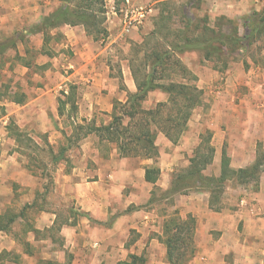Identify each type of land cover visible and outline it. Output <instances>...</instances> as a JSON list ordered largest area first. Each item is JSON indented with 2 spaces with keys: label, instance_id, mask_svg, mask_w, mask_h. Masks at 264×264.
<instances>
[{
  "label": "rangeland",
  "instance_id": "rangeland-1",
  "mask_svg": "<svg viewBox=\"0 0 264 264\" xmlns=\"http://www.w3.org/2000/svg\"><path fill=\"white\" fill-rule=\"evenodd\" d=\"M43 1L44 0H40L42 6L45 5ZM242 1L243 0H213V5L219 4L216 6L217 8L219 6V9L222 8L221 5L231 4L232 8H235L234 5L237 6L238 3L240 7L247 3L246 8L249 12H244L237 16L235 15V17H229L218 11H211V0H193L191 4L187 3L186 0H136V2H133V4L135 3L134 5L145 7L152 5L154 16L149 15L137 29L128 33H123L121 26H119L120 28L117 34L113 36L119 35L120 37L112 41V38H108L110 32L106 29L107 24L104 15L105 20L102 27H105L106 34L103 37L99 36L97 38L92 35L95 43L107 47V49L98 56L99 61H101V64L104 63L110 67L111 74L118 80L116 86L122 91V95L126 92L121 80L122 67H125L127 70L130 68V65L133 64V70L137 73L141 71V76H139V78H142L143 73H145L143 71L145 68H141V61L145 58L144 54H148V51L151 50L154 45L158 44L160 47L165 46L167 48V46L177 43V45L183 46V42L177 40L174 36L165 37V32L168 30L173 33L180 32L181 30L185 31V35L190 38L187 43L189 46L194 43V38H197L199 31L194 29V23L195 20L198 19L203 24L202 20L206 18L208 26H212L216 30L220 28L222 32L228 33L229 35H243L246 32L243 25V17L252 10H261L264 7V0H246L240 4ZM106 2L108 1L105 0V7L107 5ZM185 3V12L192 18L191 25L188 29L184 27L185 23L181 11L184 9ZM58 5L59 2L55 0L52 8L55 9ZM240 7H238L239 11ZM104 10L106 11V8ZM161 11H163L162 14L164 16H169L168 21L165 20V25L167 27L166 31H163L160 36H152L151 31L153 30L154 21ZM62 27L57 31L51 32V40L46 45L47 51L51 53L50 55L42 53L40 47L35 48L34 42L41 38L40 34H28L30 36L25 37V39L30 41L31 45L26 46L29 51L22 59H16L17 57L14 51H9L0 58V96L1 99L7 100L5 103L10 104L15 92L19 94L18 96H20V93H25L28 97V95L34 94L33 88L37 86L44 87L45 83L50 81L54 83L52 82V77L49 79V77L46 76L44 72L46 71L45 67L32 65L30 70L26 72L20 63L29 62L32 64L36 61L37 63H42L48 59L49 61L47 62H49L48 65L50 66V62H56L58 64L62 58H66L67 61L73 59L72 57L74 56L71 51L64 48V44L66 43L65 37L60 38V41L56 42V35H53L54 32L63 34L61 30ZM132 32H134L137 37H133ZM17 34H22L21 29L13 32V35ZM143 41H145V43H142ZM187 45L185 46L187 47ZM189 46L183 52L176 53L169 58L170 67L166 69L164 73L158 71L153 75V80L157 83L167 84L173 80L175 82L193 84L201 92L199 94V102L192 110L184 132H182L178 141L167 149V153L162 158H158L155 163V166L159 167V169L163 158H165L163 160H166L165 163L169 164L167 166L169 170L166 171V169H164L163 175L162 173L159 174L155 185L149 183V194L153 191V197L156 200L148 202L149 196L145 202L139 203L138 205L131 204L126 207V210L117 209L115 213L118 214L128 210L144 209L154 216L146 227V229L149 230L146 232L147 236H149V238H154L153 243L145 245L143 249L138 248L137 245L136 252L128 253L142 255L145 259V264H168L165 246L161 241L162 232L158 234L154 228L161 227L164 221L174 216H179L182 219L187 218L188 215L193 217L191 213H186V210L191 204L188 197L191 195L194 196L195 189L177 195L170 201L169 199H161L160 191L156 188H162L161 185L165 184L162 189H166L170 185L173 173H185V170L189 169V160L194 157V149L200 144L201 140L205 139L202 142L201 151H204L205 143L208 146L211 145L214 149L211 163L203 170L205 176H218L220 172V158L223 150L229 157L231 168L237 169L241 166L246 167L253 162L248 161V158L247 161L245 160L246 162L238 161L236 152L237 144H240L241 141H245L247 144V140L246 137L242 138L243 133L239 122L237 118L231 114H235L236 112L231 108L227 109V106L234 107V105H238L240 98L256 89L255 84L251 83L250 80L255 81L258 78L262 80L264 76L262 70L264 69V32L262 35H259L258 39L249 42L243 52L230 53L226 68H223V64L220 62L215 63L211 60H205L204 53L198 51V49L195 50L193 46ZM181 65H184L188 69V75L182 72L183 68ZM257 68L259 69L257 70ZM57 73L58 75L55 79L59 82L61 80L60 83H62L63 80L59 75V71ZM63 75H65V73H63ZM193 78H195L194 81L192 80ZM72 82H66L65 85L62 84L61 88L57 89V92L60 94L58 99L60 98L61 115L58 123H61L63 129L59 130L55 136L56 138H52V154H49L47 146L48 138H51L50 134L38 132L35 126H31L30 130L18 133L14 127L16 123L10 125V134H4V130L0 123V137L2 138L0 152L5 154L17 152L19 154L18 160L21 161V167L25 171V177L21 180L22 184L18 183L16 187H13L12 198L8 203H5V207L0 211V214L5 213L18 216L14 222L8 225L7 230L0 231V264H9L10 262H16V260L17 262L20 260L28 262V258L21 259L22 253L25 252L29 253L30 262L32 264L33 262L34 264H47V261L53 264H72L73 253L72 251L69 252L68 249L64 247V238L60 234L62 226L68 223L77 224L81 221L83 223L82 226L87 229L88 225L91 224L89 222H98L92 218H87L90 220L88 223L82 221L85 219V214L77 210L78 206L75 201L76 199L71 197L70 191L67 188L62 190L63 188L58 183V178L62 173L70 171L73 166L79 165L77 160L80 153H78L77 150H82V148L79 147V142L82 141L84 137L92 134L89 133L88 128L96 126L95 123L100 126L107 125L111 121L112 115L110 119H107V117L103 115H96L93 119L87 120L85 123L82 121L74 123L71 117L76 115L75 102L79 101L78 98H80L81 93L80 90L77 89V85L72 84ZM64 91H67L69 94V97L65 100L61 99ZM190 94L194 99V91ZM231 94L234 95L231 102L228 103V101L223 100L225 95L230 96ZM132 102L134 105L128 109L127 107H123L124 105L122 106V104L124 103L120 101L121 105H117L115 108L116 115H118V117H123L125 124L134 125L141 117L138 114L140 109L153 110L157 112L158 115L156 116V121H153L155 124L150 125V130L156 131V135L162 134L159 128H161V126L165 127V120L167 118H172L176 111V107L171 102L169 96L160 90L149 92L144 100H133ZM160 104L162 105L160 106ZM223 105L226 110H222ZM10 107L11 105H8L7 109H10ZM69 108H71V110ZM180 111H184L183 108H181ZM217 111H221L219 118L216 116ZM258 117L259 121H262L260 129L263 130H259L255 134L256 137H259L255 139V155L259 150H264V113L260 112V116ZM140 124H138V126ZM140 126H143V124ZM134 128L132 132L138 133L137 126L134 125ZM13 140H16L15 142L17 145L14 144ZM95 140L100 144V149L102 151L108 150L107 142L101 143L99 142L101 141L99 138ZM36 142H38V144ZM248 146H250V141L248 142ZM158 157H160V154ZM138 158L144 160L142 156ZM63 159L67 161L64 162ZM263 175L264 173L260 174L261 179L259 178V180H262ZM255 186L254 182L241 183L237 180L227 181L222 189H218L214 193L211 209L215 212L219 211L220 213L226 209L230 211L235 210L237 208L236 204L240 198L243 199V202L245 201L243 207L246 206L248 208V204L256 203V201L251 200V196H253L252 193L256 190ZM128 191L129 188L126 187L123 193L126 195ZM196 191L197 189L195 192ZM198 191L203 190L199 189ZM114 198L115 197H113V200ZM49 212L55 215L51 225L49 224L50 222H48L52 218L48 215ZM259 213L254 217H264L263 210L261 214ZM113 217L114 215L108 218L106 224L111 222ZM5 218L3 221H5ZM40 222L44 223V227L42 229H36L35 225ZM239 230H241V226ZM211 233L214 234V232ZM92 234L95 236L98 235V233ZM139 234L140 233H138L136 229H129L124 247L128 249L133 247L138 240ZM212 238H216V236ZM258 240H261V244ZM254 246L257 247V249L261 248V251L264 252V235L255 239ZM16 250L21 253H17ZM139 250L140 252L138 253ZM256 254L261 256L263 253L257 252ZM195 255L196 246L194 256ZM220 256H222V254ZM117 262H115V264ZM224 262L225 264L243 263L240 259L237 262L234 260L232 251L224 254ZM256 262L253 264H256ZM82 263L89 264L86 260L82 261ZM206 263L207 260L205 258L195 261L193 257L186 264ZM101 264H104V261H102Z\"/></svg>",
  "mask_w": 264,
  "mask_h": 264
},
{
  "label": "crops",
  "instance_id": "crops-1",
  "mask_svg": "<svg viewBox=\"0 0 264 264\" xmlns=\"http://www.w3.org/2000/svg\"><path fill=\"white\" fill-rule=\"evenodd\" d=\"M130 1L132 4L134 1L136 2V0ZM211 1V11H218L229 17L249 12L246 8L247 3L241 7L238 3L237 6L234 5L235 8H232L231 4L221 5L222 8L219 9V6L218 8L216 7L219 4L213 5V0ZM54 2L55 0H44L43 3L45 5L42 6L40 0H0V38L13 35V32L18 29H21L22 33L24 32L23 39L18 40L15 47L7 52L14 51L16 59H22L29 51L26 46L31 45V42L25 39V37L30 36L28 34H40L41 38L37 39L34 45L35 48H42V34L33 33L31 28L40 23L44 16L54 10L52 8ZM148 6L150 9L148 16H154L152 5ZM238 7H240V11ZM105 18L106 29L110 32L108 38L110 37L112 41H115L120 37L119 35L113 36L117 34L119 26H121L120 21L114 16H105ZM139 26L136 25L131 31H134ZM61 30L66 41L64 48L71 51L74 56L72 57L73 59L67 61L66 58H62L58 64L50 62V66L48 65L49 62H47L49 61L48 59L42 63H37V61L32 64L29 62L20 63L26 72L30 70L32 65L45 67L46 76L49 79L52 77V82L54 83L50 81L45 83L44 87L37 86L33 88L34 94L28 95V97L25 93H20L19 97L24 95L22 103L14 102L17 92L14 93L10 104L5 103L6 99L0 98V123L4 134H10L9 127L12 123L17 124L14 127L18 133L30 130L31 126H35L38 132L50 134L51 138H48L47 142L49 153L52 151V138H56L55 136L59 130L63 129L61 123H58L61 115L60 98L58 99L60 94L57 92V89L61 88L62 84L65 85L66 82H72L73 80L72 84H76L77 89L81 93L80 98H78L79 101L75 102L76 115L71 117L74 123L80 121L85 123L96 115H103L110 119L114 112L115 102L121 101L124 103L126 101V92L132 93L136 91L130 68L126 70L125 67H122L121 80L126 92L121 95L122 91L116 86L118 80L111 74L110 67L104 63L101 64L98 58L100 53L104 52L107 47L95 43L93 36L88 35L83 26L63 25ZM132 33L133 37H137L134 32ZM262 70L264 72V69ZM58 71L63 80L62 83H60L61 80L59 82L55 79ZM250 82L255 84L256 89L240 98L238 105H234V107L227 106V109L231 108L236 112L231 114L239 122L243 133L242 138L246 137L247 140V144L245 141H241L236 147L238 161L242 162L247 161V158L248 161L254 162L256 157L255 139L259 138L255 134L257 131L263 130L260 129L262 121H259L258 116H260V112L264 113V76L262 80L258 78L255 81L250 80ZM68 95V92L64 91L61 99L65 100L69 97ZM233 97V94L230 96L225 95L223 100L229 103ZM8 105H11L10 109H7ZM63 107L65 108L64 105ZM69 109L71 110V108ZM222 110H226L224 105ZM220 112L217 111L216 113L218 118L220 117ZM95 125L100 126L97 123ZM91 133V135L84 137L79 142V147L83 151L77 150L80 153L77 160L79 165L73 166L66 173H62L58 178V183L62 186V190L67 188L71 197L76 199L77 210L85 214V219L82 220L84 223L90 221L87 218L97 220L99 223L89 222L91 224L88 225L87 229L82 226L83 223L81 221L77 224H64L60 234L64 238V247L73 253L72 264H84L82 261L85 260L89 264H101L102 261H104V264H115V262L125 259L128 253L136 252L137 245L138 248L143 249L145 245L152 244L154 241V238H149L146 234L149 231L146 227L154 217L149 211L137 209L115 214L117 209L126 210L127 206L131 204L138 205L148 199L150 196V184L145 181L144 173L145 169L154 162L152 159L141 160L138 157L120 156L115 144L105 140L99 141L101 143L107 142L108 150L102 151L100 144L95 140L99 137L95 132ZM1 139L0 137V143L2 142ZM15 141L13 140L14 144H16ZM249 141L250 146H248ZM36 143L38 144V142ZM155 145L158 147L160 154L158 158H162L167 153V149L173 144L163 134H158L156 135ZM18 157L19 154L17 152L11 154L0 152V211L5 207V203H8L12 198L13 187H16L18 183L22 184L21 180L25 177V171L22 169L21 161L18 160ZM163 159L160 163V173L162 175L164 169L166 171L169 170L167 169L169 164H166V160ZM63 160L64 162L67 161ZM164 185L162 184L161 187L163 188ZM126 187L129 188V191L125 195L123 190ZM255 189L251 200L256 201V203L248 204V208L246 206L243 207L245 201L243 202V199L240 198L235 210L226 209L221 213L219 211L215 212L210 208V191L208 189H201L203 191H198V189L196 192L195 189L194 196L188 197L191 204L186 213H191L195 220V261L205 258L207 260L206 264H225L224 254L232 251L236 262L240 259L243 262L242 264H253L256 261V264H263L264 252L261 251V248L257 249L254 246V242L255 239L264 235V217L254 216L259 212L261 214L262 210L264 211V175ZM113 197H115L114 200ZM48 215L52 217L48 221L51 225L55 215L52 212H49ZM112 215H114L112 221L106 224L107 219ZM240 226L241 230H239ZM35 227L36 229H42L44 223H37ZM129 229H136L140 234L136 244L128 249L124 247V243L127 240ZM154 229L156 233L161 234L162 226ZM211 232H214V234ZM92 233H98V235L95 236ZM213 236H216V238H212ZM258 242L261 244V240H258ZM16 252L21 253L18 250ZM217 252L220 253L218 254ZM257 252L263 254L259 256L256 254ZM221 254L222 256H220ZM26 258H28V262L21 260L17 262L16 260V262H10L9 264H32L29 253H22L21 259Z\"/></svg>",
  "mask_w": 264,
  "mask_h": 264
},
{
  "label": "trees",
  "instance_id": "trees-1",
  "mask_svg": "<svg viewBox=\"0 0 264 264\" xmlns=\"http://www.w3.org/2000/svg\"><path fill=\"white\" fill-rule=\"evenodd\" d=\"M59 5L48 15L44 16L42 21L32 26L33 33L42 34V48L41 52L50 55L47 51L46 45L51 40V32L57 31L61 26H75L81 25L84 27L88 35L94 37H103L106 34L102 24L105 20V0H57ZM193 0H186L191 4ZM199 1V0H198ZM186 3L182 11L185 29L191 25L192 18L185 12ZM163 11L157 16L154 21L152 36H160L163 31H166L165 22L168 21L169 16H164ZM166 20V21H165ZM204 18L202 20H195L194 29L199 31L197 38H194V43L187 45L190 40L185 31L165 32V37L174 36L177 40L183 42V46L176 44L160 47L158 44L154 45L148 54H144L145 58L141 61V68H145L142 78L141 71L137 73L133 70L134 65H130L131 73L135 82L136 91L126 94V101L122 104L123 107L131 108L133 100H144L147 94L154 90H160L166 93L171 102L176 107L174 116L165 120L166 126L159 128L160 132L172 144H175L182 132L186 128V123L191 115L192 110L199 102V94L201 93L193 84L170 81L167 84L157 83L153 80V75L158 71L164 73L170 67L169 58L176 54L183 52L189 47H194L195 50L204 53L205 60H211L215 63L220 62L223 68L228 65V57L230 53L243 52L247 44L253 40L258 39L259 35L264 32V7L257 11L252 10L249 14L243 17L244 28L246 32L243 35H229L222 32L220 28L216 30L214 27L208 26ZM56 35V42L63 38V34L54 32ZM24 33L20 35H10L0 38V56H3L8 50L13 49L18 40H22ZM55 39V38H54ZM142 43H145L143 41ZM187 45V47L185 46ZM165 47V48H164ZM142 50V47H141ZM229 53V54H228ZM182 72L188 75V69L181 65ZM193 81L195 78L192 79ZM195 93L194 99L190 93ZM14 97V102L22 103L24 96ZM1 98V96H0ZM117 105H121L119 101L114 104V112L112 119L107 125L91 126L88 128L89 133L95 132L100 140H105L115 144L117 152L123 157H140L144 159H152L153 165L145 169L144 179L146 182L154 184L160 174L159 167L155 166L158 159V147L155 145L156 131L150 130V125L155 124L157 112L153 110L140 109L138 114L141 116L136 122L138 133L132 132L134 125L124 123L123 117H118L115 113ZM162 104H160L161 106ZM183 108L184 111H180ZM130 116V114H129ZM181 119V120H180ZM143 126H140L141 124ZM138 124H140L138 126ZM171 127V128H169ZM194 149V157L190 158V167L185 170V173L179 172L172 174L170 185L166 189L156 188L160 191L161 199H169L170 201L180 194H184L191 189H208L210 191L209 205L213 203L214 193L218 189H222L227 181H240L241 183L254 182L257 186L259 183L260 174L264 173V150H259L256 154L253 163L243 168H231L229 157L222 151L220 160V172L218 176H205L203 170L211 163L214 149L211 145H204V151H201L202 142ZM52 152V151H51ZM49 154H52V153ZM57 158V157H56ZM55 160V158H54ZM57 161V159H56ZM54 161V162H56ZM255 186V187H256ZM154 192L150 194L148 202L155 201L153 197ZM130 211V210H128ZM6 215V218H5ZM8 215V216H7ZM17 215L0 214V231L8 229V225L16 220ZM5 218V221L3 219ZM55 224V222H54ZM36 231V230H35ZM195 220L189 216L185 219L179 216H174L171 219L164 221L162 225L161 241L165 246L166 259L168 264H186L194 257L195 254ZM47 264H53L49 261ZM116 264H145V259L142 255L128 254L127 258L118 261ZM264 264V258H263Z\"/></svg>",
  "mask_w": 264,
  "mask_h": 264
},
{
  "label": "built area",
  "instance_id": "built-area-1",
  "mask_svg": "<svg viewBox=\"0 0 264 264\" xmlns=\"http://www.w3.org/2000/svg\"><path fill=\"white\" fill-rule=\"evenodd\" d=\"M105 16L119 19L123 33H128L136 25H140L148 17L149 8L134 5L130 0H107Z\"/></svg>",
  "mask_w": 264,
  "mask_h": 264
}]
</instances>
